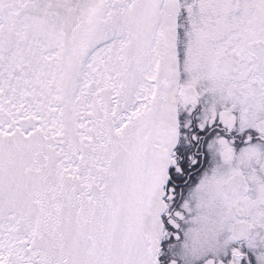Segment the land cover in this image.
I'll use <instances>...</instances> for the list:
<instances>
[{
  "label": "snow or ice",
  "instance_id": "snow-or-ice-1",
  "mask_svg": "<svg viewBox=\"0 0 264 264\" xmlns=\"http://www.w3.org/2000/svg\"><path fill=\"white\" fill-rule=\"evenodd\" d=\"M0 264H264V0H0Z\"/></svg>",
  "mask_w": 264,
  "mask_h": 264
}]
</instances>
